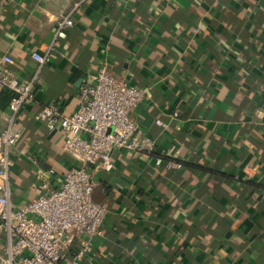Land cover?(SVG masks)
<instances>
[{
  "label": "crops",
  "instance_id": "crops-1",
  "mask_svg": "<svg viewBox=\"0 0 264 264\" xmlns=\"http://www.w3.org/2000/svg\"><path fill=\"white\" fill-rule=\"evenodd\" d=\"M74 26L42 67L36 101L20 114L11 202L25 208L45 174L58 189L81 164L63 133L37 120L69 114L99 62L147 92L134 113L156 152L112 154L95 169V203H107L91 264H264V0H0V64L31 80L60 19ZM264 45V44H263ZM1 97L0 131L9 116ZM177 114V116H175Z\"/></svg>",
  "mask_w": 264,
  "mask_h": 264
},
{
  "label": "built area",
  "instance_id": "built-area-1",
  "mask_svg": "<svg viewBox=\"0 0 264 264\" xmlns=\"http://www.w3.org/2000/svg\"><path fill=\"white\" fill-rule=\"evenodd\" d=\"M73 1L76 11L90 0ZM73 26L71 16L60 19L46 55L33 53L38 68L31 80L9 68L11 57H3L4 65L0 64V90L15 95L8 106L6 126L0 131V264H91L94 240L104 236L109 214L107 203L93 201V175L98 166L111 169L115 151L153 157L157 167H181L175 157L156 152V143L144 137L134 118L147 92L113 75L102 60L87 77L79 108L67 114L50 105L36 117L49 132L63 133L64 152L80 162V168L67 172L58 189L42 174L38 196L23 209L14 207L10 174L16 165L13 149L22 137L18 119L35 103L40 71L51 62L56 43L66 39Z\"/></svg>",
  "mask_w": 264,
  "mask_h": 264
},
{
  "label": "trees",
  "instance_id": "trees-1",
  "mask_svg": "<svg viewBox=\"0 0 264 264\" xmlns=\"http://www.w3.org/2000/svg\"><path fill=\"white\" fill-rule=\"evenodd\" d=\"M256 44L259 45L260 47H263L264 43L263 42H258L256 41ZM1 97L4 98L3 102L5 101L8 106L10 104V102L12 101V99L15 97L14 93H12L11 91L7 90V89H2L1 90ZM69 172V171H68Z\"/></svg>",
  "mask_w": 264,
  "mask_h": 264
}]
</instances>
